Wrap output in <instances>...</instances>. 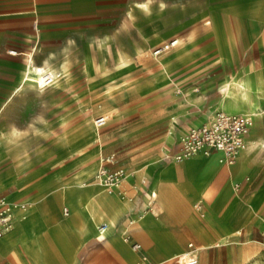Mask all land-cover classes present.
Segmentation results:
<instances>
[{
	"label": "crops",
	"instance_id": "1",
	"mask_svg": "<svg viewBox=\"0 0 264 264\" xmlns=\"http://www.w3.org/2000/svg\"><path fill=\"white\" fill-rule=\"evenodd\" d=\"M181 1L183 6L169 13L162 26L168 34L183 31L187 35L186 48L169 62L182 70L174 82H167L163 94L155 93L118 110L120 116L132 112L149 114L148 121L162 120L165 126L151 143L153 147L164 142L161 150L131 163L137 168L121 165L114 152H102L101 156L115 154L111 167L128 171L115 192L108 194L94 181L97 170L76 176L73 155L86 152V142L79 151L71 150L73 145L67 143L64 147L70 159L65 163L55 157L58 150L42 151L34 165L18 163L0 173V197L24 198L27 203L14 211L13 229L0 237V264H145L143 254L151 264H164L187 250L189 243L197 247L198 264H234L230 238L251 226H264V216L257 214L264 205V147L251 141L248 145L250 131L248 146L231 163L221 161L218 152L181 161L165 158L166 151L178 147L180 133L208 121L217 111L229 112L222 108V100L233 73L251 69V62L264 73V0ZM151 3L153 0H0V54L3 43L10 41H33L40 36L43 43L56 45L75 30L103 32L107 20L116 16L113 10L126 7L129 15L139 4ZM206 16L211 18L205 24L212 26L197 28ZM196 35L200 43L191 38ZM220 35L234 38L238 55L234 65L221 59ZM244 52L246 61L242 60ZM16 75L8 87L21 83L20 67ZM12 93L6 92L8 96ZM254 118L253 125L256 115ZM259 127L262 135L264 125ZM19 140L11 145L24 143ZM52 149L59 146L52 145ZM134 170L137 176L132 174ZM12 187L17 190L3 193ZM204 213L210 214L211 221L199 219L198 214ZM131 219L133 223H129ZM192 220L202 228L201 233ZM103 222L107 225L101 229ZM134 241L142 248L134 249Z\"/></svg>",
	"mask_w": 264,
	"mask_h": 264
},
{
	"label": "rangeland",
	"instance_id": "2",
	"mask_svg": "<svg viewBox=\"0 0 264 264\" xmlns=\"http://www.w3.org/2000/svg\"><path fill=\"white\" fill-rule=\"evenodd\" d=\"M180 6H183L181 0H153L151 4H139L138 9L132 10V15L131 9L129 11L131 17H136L134 20L128 15L126 7L118 8L113 10L116 16L107 20L105 31L75 30L74 34L56 45L43 43L45 39L42 41L40 36L33 41L3 43L1 48L4 52L0 54V173L7 172L18 163L34 165L42 151L50 154V151L58 150L55 157L60 163H65L70 159L64 147L67 143L73 145L71 150L79 151L86 142V152L73 155L77 177L93 172L79 173L84 153L98 151L97 169L102 152H114L121 165L137 168L131 163L142 161L161 150L164 142L153 147L151 143L165 126L162 120L148 121L149 114L131 115L132 112L120 116L118 110L145 101L146 97L152 98L155 93L163 94L167 82H174L175 76L182 70L178 64L169 62L186 48L187 35L183 31L168 34L162 26L164 18L179 11ZM210 18L206 16L200 25L195 26L210 28L212 23L205 24ZM49 23L48 26H51ZM235 23L238 26L237 20ZM174 37L180 38L177 47L159 56L154 54L155 48ZM191 38L196 43L200 39L198 35ZM219 45L224 62L232 65L238 62L233 36L220 35ZM29 50L37 64L49 63L59 69L68 68L69 74L62 76L57 84L47 86L45 92L24 90L17 83L13 88L8 87V81L15 79L19 67L21 72ZM242 60H247L245 52L242 53ZM7 62L11 66L8 67ZM63 62L67 65L62 66ZM162 62L167 65L166 69H162ZM251 64L247 72L242 70L233 74L241 76L250 75L252 70L263 71L253 62ZM10 91L13 93L8 96L6 92ZM88 108L91 110L86 114ZM64 115L68 117L66 123L61 122ZM100 115L107 119L104 126L95 124L96 117ZM257 124L264 125V120L261 123L256 120L255 126ZM254 130L251 128L250 133ZM261 131L264 136V129ZM13 133L18 134L24 143L9 145L8 137ZM70 137L73 139L68 141ZM52 145H58L59 149H52ZM16 190L17 187H12L3 193L12 194ZM103 192L108 194L107 190ZM11 201L25 202V199ZM257 214L264 216V205ZM198 217L201 221H211L207 213L198 214ZM192 225L198 233L203 231L201 227L197 228L194 220ZM229 243L234 246V264H264V226L240 230L230 238ZM194 247L197 250L195 243ZM177 254L164 264H175Z\"/></svg>",
	"mask_w": 264,
	"mask_h": 264
},
{
	"label": "built area",
	"instance_id": "3",
	"mask_svg": "<svg viewBox=\"0 0 264 264\" xmlns=\"http://www.w3.org/2000/svg\"><path fill=\"white\" fill-rule=\"evenodd\" d=\"M179 43V37L171 38L160 47L155 48L153 52L156 56H159L165 51L174 49ZM53 78V75L49 72L43 75L45 84L52 82ZM254 117L255 114L253 113L217 111L208 121L192 126L187 131L180 133L177 138L178 147L175 150L166 151L165 158L181 161L192 156H209L218 152L221 154V161L231 163L246 147V136L254 124ZM106 120L104 115H100L96 117L95 124L103 126L106 124ZM115 159L114 153L102 155L100 157L101 164L94 175V180L104 186L110 193L115 192L117 186L128 174L124 167H111ZM132 174L134 176L138 175L135 170L132 171ZM142 182H146V179L142 178ZM25 206V202H16L4 196L0 197V237L11 230L14 211ZM196 206L199 207L200 205L197 203ZM64 213L69 214L68 207H64ZM133 222V219L129 221V223ZM106 225L103 222L99 225V228L103 229ZM125 239L128 240L129 235H126ZM132 247L139 250L142 248V244L134 241ZM142 259L145 264H151L148 262L146 254L142 255ZM199 260V253L194 244L189 243L187 250L176 255L174 263L198 264Z\"/></svg>",
	"mask_w": 264,
	"mask_h": 264
},
{
	"label": "bare ground",
	"instance_id": "4",
	"mask_svg": "<svg viewBox=\"0 0 264 264\" xmlns=\"http://www.w3.org/2000/svg\"><path fill=\"white\" fill-rule=\"evenodd\" d=\"M132 10L133 8L130 11L131 15H132ZM32 49H35V48H32ZM87 62H88V59H87ZM161 66H162V69H166L167 67V65L164 62H162ZM243 71L247 72L248 70L246 71L243 70ZM48 72L51 73L54 78L52 82L45 84L43 80V75L44 73H48ZM68 74H69L68 68L59 69L57 66L53 64H49V63L37 64L33 56V53L29 50L25 55L24 63L21 68V72H20L21 83L19 84L18 87L24 90L34 92V93L45 92V88L47 86L57 84L62 76H67ZM222 108L225 110H230L229 112L240 110L245 113H253L256 115L257 121H260V119L264 115V73L263 71L252 70L250 75H245V74L241 76L233 75V77L227 83V94L222 100ZM90 110H91L90 108L86 109V114H89ZM67 121H68V117H66L65 115L61 117L62 123H66ZM253 128L255 130L254 132H252V134L250 133V141L252 143H255L258 146L264 147V136L256 135L259 130V124H257L256 126L253 125L252 129ZM8 138H9V141H8L9 145L15 144L17 143V141H19L18 134L13 133ZM246 142H247V137H246ZM251 142H250V145H252ZM97 157H98V151L84 153L80 161L79 173L81 174L84 172H90V171L92 172V171L97 170L96 168ZM80 176L81 175H78V177ZM99 185L101 184L99 183ZM102 187L105 190H107L104 186ZM14 215L15 213H13V219H12L13 226L11 229H13L14 224H15ZM252 258L253 257L249 258V260Z\"/></svg>",
	"mask_w": 264,
	"mask_h": 264
}]
</instances>
